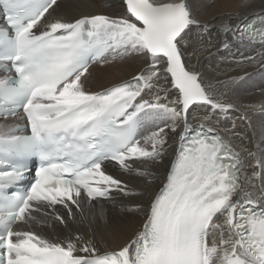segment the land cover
I'll return each mask as SVG.
<instances>
[{
	"label": "snow or ice",
	"instance_id": "6c2138e0",
	"mask_svg": "<svg viewBox=\"0 0 264 264\" xmlns=\"http://www.w3.org/2000/svg\"><path fill=\"white\" fill-rule=\"evenodd\" d=\"M123 2L118 16L68 18L59 0H0V264H264V140L244 149L249 177L226 138L241 134L219 127L239 109L185 59L194 40L211 44L210 25L193 0ZM217 31L229 54L264 49V16ZM124 57L143 62L131 79L89 87L97 66ZM16 117L23 125L9 122ZM170 133L178 148L166 178L134 205L143 220L122 243L101 250L94 236L33 230L49 216L67 229L85 203L130 195L109 169L159 161ZM31 157L39 166L29 186L9 193Z\"/></svg>",
	"mask_w": 264,
	"mask_h": 264
},
{
	"label": "bare ground",
	"instance_id": "6f19581e",
	"mask_svg": "<svg viewBox=\"0 0 264 264\" xmlns=\"http://www.w3.org/2000/svg\"><path fill=\"white\" fill-rule=\"evenodd\" d=\"M61 8L58 10L68 18L88 13H107L118 16L124 11L123 0H59ZM200 9V17L212 29L211 44L194 40L195 53L185 54L186 60L203 74L205 81H210L222 94L226 103L237 106L238 111L230 112L229 117L221 118V135L223 129L234 130L241 135H227L235 151L241 152L246 174L251 177V161L248 160L244 149L257 150V145L264 140V112L260 111L264 105V49L259 46L240 48L235 46L231 54L221 48L226 39L223 31H217L221 24L229 25L243 23L254 16L264 15V0H193ZM0 11V20H1ZM195 38L196 32H193ZM233 45L236 41L232 42ZM192 49H189L191 52ZM244 56H254L255 60H241ZM143 66L142 60L137 57H124L110 60L109 63L96 67L89 87L100 90L101 86L108 87L125 79H131ZM242 77V79H241ZM246 114L247 119H238ZM202 115V113L200 114ZM4 121H0L2 123ZM9 122L18 123V118H10ZM195 126L198 120H192ZM233 124L235 128L233 129ZM150 134L145 131V135ZM166 153L157 162H137L133 165L134 171L125 173L118 168H110L109 172L127 184L131 190L130 195L113 192L112 198L102 199L99 204L85 203L83 212H77L76 220L68 221L67 229L60 225L51 216L48 224L34 225L33 230L52 237L54 234L67 235L79 233L85 238L95 237L101 250L108 244L115 246L127 239L138 227L143 217L136 204L146 203L150 194L163 184L170 164L178 148L175 134L170 133L166 144ZM137 170L147 175L137 174ZM259 187V180L256 181ZM95 203V202H93ZM59 207V206H58ZM63 209L61 213L63 214ZM102 213V214H101Z\"/></svg>",
	"mask_w": 264,
	"mask_h": 264
}]
</instances>
